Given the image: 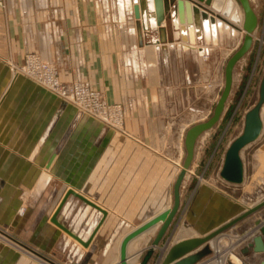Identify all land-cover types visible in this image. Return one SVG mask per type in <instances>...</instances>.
Segmentation results:
<instances>
[{"label": "crops", "instance_id": "0c3cea01", "mask_svg": "<svg viewBox=\"0 0 264 264\" xmlns=\"http://www.w3.org/2000/svg\"><path fill=\"white\" fill-rule=\"evenodd\" d=\"M102 2L13 0V6L5 18L6 37L18 63L26 52L41 51L58 65L62 80H71L80 75L100 89L108 101L121 103L125 108L128 130L149 144L105 129L85 116L76 119L75 108L69 103L27 77L12 74L9 65L0 60V225H14L16 230L20 229L21 222L24 223L25 218L31 215L28 208L20 218L17 217L15 210L20 198L29 203L40 199L43 207H46L45 187L51 178L47 171L52 169L53 173L59 171L62 174L63 168H68L77 172L83 168L80 162L84 160L85 184L99 185V201L85 196L84 191L69 183L71 187L61 192L54 208L45 212L42 220L47 224L45 228L41 230L42 223H38L37 230L44 232L52 227L56 231L53 238H48V243L41 241L43 245L54 247L56 252L65 253L66 257L73 256L76 262L85 256L94 240L89 247L82 248L50 221L65 191L72 188L107 211L96 236L110 217L118 220L110 237L101 241L100 252V256L105 258L102 264H116L114 257L117 246L113 244L109 248V239L114 230L120 224H129V218L133 216H139L137 222L132 224L136 226L169 207L177 170L175 172V165L164 158V147L158 145L157 141L153 142L152 137V122L160 120L161 113L167 111L165 93L159 86V82L165 79L162 72L165 52L158 54L159 59L157 53L154 55L158 69L156 81L142 76L116 32L104 27ZM225 19L231 22L229 17ZM43 34L50 39L46 44L41 40ZM136 57H139L137 53ZM73 120L75 125L72 127L70 124ZM219 125L204 133L203 147ZM80 137L85 140V145L79 143ZM96 137H102L98 147L94 145ZM199 152L195 153L196 162L189 169L190 176L182 182L181 196L187 181L192 178L182 218L165 244L155 249V254L161 255H154L148 264H158L167 248L176 241L207 233L243 210V205L221 193L216 183H197L195 172L200 168ZM52 153L56 154L55 158L46 168ZM220 159L221 165L222 157ZM44 173L48 176L43 179ZM40 184L41 188L38 189ZM75 201L83 205L82 212H75ZM99 215L84 201L71 195L60 210L58 220L79 235L83 234L84 238L85 231L89 230L88 224L96 222ZM250 220L251 217L239 225L243 226ZM180 227L188 233L177 236ZM156 231L157 228L154 233H146L128 246L129 262L135 263L141 259ZM2 250L0 264H35L6 247Z\"/></svg>", "mask_w": 264, "mask_h": 264}, {"label": "built area", "instance_id": "2783aa9c", "mask_svg": "<svg viewBox=\"0 0 264 264\" xmlns=\"http://www.w3.org/2000/svg\"><path fill=\"white\" fill-rule=\"evenodd\" d=\"M126 1L128 0H103L101 4L102 22L105 28L110 31L114 30V32H117L118 37L128 49L133 61L137 64L138 72H140L142 76H148L149 74V64L147 57L149 47L152 48L153 51L157 53V55L161 51L165 52V56L163 58L164 66L162 68L164 70V74L169 73V65L173 60H177L179 63L177 68L179 69L180 67L182 69V77L178 83L173 84L169 81L159 82V86L165 93V98L170 102L176 101V103H179L180 112L185 113V117H183V120L176 127V157L174 155L168 156V160L174 162L175 159L178 157L182 158L183 156V137L186 129L194 123L206 120L212 114L213 107L218 100L224 85L225 64L227 59L240 46L243 39L244 30L242 25H237V27L231 25L233 31L230 35L228 34L226 38H223L220 32L217 35L212 33L211 36H206L198 31L192 36L188 34L187 36L183 37L181 34L179 35V28L177 24H175V19L179 12L177 3L179 0H167L168 9L165 19L160 24L153 27L150 25V27L148 26L149 21L147 20L149 17L147 19L145 17L146 13L151 14L154 12L153 0H146V5L144 9L141 10L143 13L142 16L139 6L138 17H136L134 14V5H139V1L133 0L132 4L128 7L124 6ZM180 1L189 2V5H191L193 9L196 8L197 13L199 12L201 16L206 17L211 15L212 17L213 15L222 20L223 23H230L220 15L213 13L212 9L210 8V3L207 4L206 0ZM234 2L236 4L238 3L237 0L231 1L233 4ZM250 3L255 10V7L258 6L257 0H250ZM12 6L13 0H0V7L4 8L5 11L9 12ZM162 27L165 29L164 40H161L160 35V28ZM41 40L44 44H46L50 39L47 34H43L41 36ZM136 53L139 55V57H136ZM259 55V52H257L250 71L249 79L246 81V85H248L250 81ZM159 58L160 56L158 55L157 59ZM189 62L196 65V70H193L192 72L189 71L186 65ZM245 68L246 60L244 55L235 64L233 72V85L227 102L230 101L233 88H236L240 85V82L243 79ZM16 70L22 72L27 77L34 79L43 87L50 90L53 94L76 105L79 109L77 114L78 117L85 116L87 119L99 124L105 129L118 132L127 138L142 143V140H140L139 137L128 130L125 123V108L121 103L107 101L99 89L93 87L88 80L83 79L80 75H76L74 80L71 82L67 83L62 81L59 77V72L56 65L50 58H48L45 53L41 51L27 52L24 55L23 63L16 67ZM241 99L242 97L238 99L235 108L233 109V112L226 124L227 127L229 126ZM195 102H203L204 106H197L195 105ZM165 153L167 154V151ZM221 165L216 171L218 185H232L234 187H238L239 184L228 183L219 176ZM200 179L205 181L203 178H201V176H197V181ZM262 196L263 195L260 193V190L257 189V194L255 196L247 195L242 197L241 199H244L246 203L243 205V207L247 209L246 205L253 206V203ZM77 204L78 202L75 201V208ZM83 209V205H80L76 212H82ZM22 210L23 208H21L20 211ZM258 212H262V210L255 212L249 217L253 215L255 217L259 216L260 214L257 215ZM260 217L263 218L264 215H261ZM251 223L246 225L248 228L245 229L246 232L245 230H243L244 232L239 230L240 232L238 234L243 233L245 237L241 239L240 242L236 243L230 250L231 254H233L238 259L237 264H260L262 261H264V251H254L252 247L249 246V244L252 243L253 238L260 234V228L264 224H259L258 221L256 223L255 221ZM229 232H232V230L226 229L220 233V235H223L220 237V239L228 237L225 234ZM232 233V235L237 234L235 231ZM236 237L238 239L240 238L238 235ZM244 248H248L247 252H243ZM214 258L215 253L213 248L210 246V253L196 264H211ZM228 259L229 260L226 264H230L229 261L231 259L229 257ZM67 261L72 263L75 261V259L74 257L69 258L68 256ZM44 264L46 263L44 262Z\"/></svg>", "mask_w": 264, "mask_h": 264}, {"label": "rangeland", "instance_id": "374dc122", "mask_svg": "<svg viewBox=\"0 0 264 264\" xmlns=\"http://www.w3.org/2000/svg\"><path fill=\"white\" fill-rule=\"evenodd\" d=\"M257 4L258 6L255 7V12L258 16V27L253 34L254 36L253 44L250 50L245 54L246 68L244 70L243 79L238 87L233 88V92L230 96L231 97L230 101L227 102V107L222 115L221 120L217 124L220 125L215 130V132L212 133L211 137L209 138V142L207 144L205 143V147H203L204 146V144H202V139L204 137L203 134L199 138L198 143L196 144L197 146L196 154H198V152L200 151L199 152L200 168L195 173L197 174V176L199 177L201 176V178L205 180L203 181L200 179L197 183H211V185L216 183L215 186L219 190L223 191L228 196H231L230 198L236 201L240 200L245 195L255 196L257 194L258 186H263V189H260V193L264 196V105L262 108L263 129H262L261 137L257 141H254L251 144L247 145L241 151L244 168H245L244 180L240 184L241 186L234 187L232 185H223V186L218 185L217 183L218 181L216 177V171L218 170V167L220 165L219 162L221 160L220 158L222 157V154H224L225 149L227 148L229 142L241 132L243 127L244 113L254 104L255 100L257 99L259 81L262 76V72L264 70V0H257ZM7 14L8 12L5 11L4 8L0 7V60L5 62L7 65H9L12 74H18L27 77L22 72L16 70V67L20 66L23 63L24 55L27 52L23 55L22 61L20 63L14 60L9 44V39L8 37H6L7 31L5 25V18L7 17ZM224 33L225 34L221 33V36L223 38H226L228 34L225 31ZM30 52H34V51H30ZM257 52H259L260 55L256 63V67L253 71V74L250 78V81L248 85H246L247 83L246 81L247 79H249L250 71L254 63V59ZM52 61L56 65L59 72L58 65L55 63L54 60ZM186 65L189 71L192 72L193 70H196V65L194 63L189 62ZM169 66H170L169 73L167 74L163 73V76L165 78L164 80L165 82L169 81L170 83L176 84L180 81L182 77L181 76L182 69L180 67L179 69L177 68L179 66L177 60H173ZM163 71L164 70L162 69V72ZM27 78L38 83L37 81H35L30 77ZM74 78L75 76L71 80H62L61 78L60 79L68 83L73 81ZM39 85L42 86L41 84ZM102 94L104 95L103 92ZM240 97H242L240 104L236 109L233 118L230 121L229 126L227 127L226 124ZM62 100L69 103L73 108H75V115H76L75 118L76 119L79 118L77 116L79 112L77 106L68 100H64V99ZM167 101L169 100L165 98L167 111L164 114L161 113L160 120H158L157 122L156 121L152 122V134H153L152 137H153V142L157 141L158 145L163 146L165 152L167 151V154L164 153L163 156H165L164 158L168 159V156H171L172 154L176 157V150H175V146L177 145L176 127L183 120V117H185L184 116L185 113L180 112L179 103H176V101H172V102L170 101L167 102ZM195 105L204 106V103L195 102ZM72 125L73 126L75 125L74 120L71 122L70 126ZM140 140H142V143L149 144L148 141L146 142L142 138H140ZM101 141H102V137H98V138L96 137L94 140L95 147L101 145ZM79 143L85 145V140L82 137H80ZM183 157H184V149H183L182 158H177V160L180 162V166L182 165ZM195 159L193 161V164L194 162H196ZM80 164L82 165L83 168L82 169L79 168L77 172L76 171L73 172L68 168H63L62 174H60L59 171L53 173L52 169L50 171H47V173L50 174L51 178L49 180V183L45 187L46 200H44V203L47 205L46 207H43L42 203L40 202V199L29 203L27 200L25 201V199L20 198V204L17 210H15L17 213V217L20 218V216L23 215L25 210L28 208L31 209V213H30L31 215L28 216V218H25L24 223L23 222H21V224L19 223L22 227L19 226L20 229L18 230H16V227L14 225L13 226L0 225V229L5 233L4 235L6 236V238L11 240L12 242H15L14 244L0 237V250H2L3 247H6L12 250L13 252H15L18 256L20 257L24 256L25 258H27L31 262H34L35 264H44V263L37 260L36 261L33 260L30 256L25 254L24 251H22L15 245L22 246L25 249H28L29 247L37 251L39 254L43 255L44 256L42 257L43 261H47L46 259H49L54 261L55 264H96V263L102 264L105 258L103 256H100L101 246H102L101 243L105 241V239L110 237L113 229L116 227L115 223L116 221H118L116 220V218H112V217L109 218L108 222L104 225V227L101 229L99 234L94 239L91 247L88 249L85 256L82 257V259L79 262L74 261L72 263H69L67 261L68 257L65 256V253L60 254L56 252L54 247L52 246L49 247L48 244L46 245L42 244L43 240H45L48 243V238L49 239L53 238L54 235H56V231L52 227H49V229L48 228L45 229L44 232L41 231L47 225L45 224V222H42L43 216L45 212H49L51 209L54 208V206L57 203L56 202L57 198L59 197L61 192H63L65 188L71 187L69 183H72L73 186L84 191L83 194H86L85 196L89 198L94 197L93 200L99 201L98 199L101 193L99 185L95 184V185L86 186L85 176H84L85 161L83 160L82 162H80ZM179 169L180 167L178 168L177 165H175V172L177 170L178 173ZM76 176L77 179H75ZM188 176H190V174L186 175V177ZM190 184H192V178H190V180L187 181V185L185 186V188H183V194L181 196L182 201L178 214L176 216L175 221L173 222L174 224L171 226L168 233L166 234L164 241H166L169 234L178 224L177 221H180L182 218V215L184 213L185 203L189 194V190L191 188ZM80 205L81 203L76 205L75 212L77 211L78 207H80ZM21 208H23L22 210L23 212L20 211ZM129 219H130L129 224L132 225L137 222L139 216H133ZM245 220H247V218H244V221ZM175 222H177V224ZM38 223L39 224L42 223L40 227L41 232H38L37 230L39 228ZM238 223H242V221ZM247 224H250V222L246 223V225ZM132 243L133 242H131L129 245L131 246ZM157 254L158 253H156L155 255ZM117 255L118 254H116V256L114 257V260L117 259ZM229 262L230 264L238 263L236 260H232V259Z\"/></svg>", "mask_w": 264, "mask_h": 264}, {"label": "water", "instance_id": "95a60500", "mask_svg": "<svg viewBox=\"0 0 264 264\" xmlns=\"http://www.w3.org/2000/svg\"><path fill=\"white\" fill-rule=\"evenodd\" d=\"M242 12H243V22L242 28L244 30V35L242 42L238 49L233 52V54L227 59L224 68V85L218 100L216 101L212 114L204 121L194 123L190 125L183 137V148L184 157L182 161V166L178 173L176 174L173 191H172V204L157 212L147 219L143 220L137 224L134 228L128 231L121 239L119 244V259L117 264H148L149 261L155 255V249L161 248L166 241H164L166 234L168 233L173 222L176 219L180 205H181V186L186 174L191 168L195 153H196V143L198 139L206 132L211 130L215 125L219 123L222 115L226 108V103L228 97L231 93L233 85V72L236 62L244 56L251 48L254 40V32L258 27V16L253 9L250 0H237ZM154 12L149 14V20L152 24H160L164 19L168 9L167 0H153ZM178 10L181 11L183 5L189 6V2L178 1ZM206 3H210V0H206ZM139 6L143 10L145 6L144 0H139V5H134V14L136 17L139 16ZM197 11V9H194ZM161 40L165 39V29L160 28ZM264 105V71L259 81L257 99L254 104L244 113L243 127L241 132L236 135L227 145L225 149L223 161L221 168L219 170V176L231 184H241L244 180V163L241 155V151L252 142L256 141L263 128V118H262V108ZM55 153H52L49 160L46 163V168H49L53 159L55 158ZM70 194L78 195L82 200L87 201V199L80 194H76L72 188H68L59 203L55 207L50 221L57 227L65 232H69L68 228L61 223L57 216L63 207L66 199ZM97 207V206H96ZM262 210L264 214V199L257 202L253 206L248 207L243 210L230 220L224 222L223 224L217 226L216 228L204 233L202 235L190 236L182 238L175 243L171 244L165 251L163 257L160 259L158 264H196L202 258L210 253V247L208 242L219 235L221 232L235 225L237 222L244 218L249 217L255 212ZM104 214L106 213L103 211ZM178 222V221H177ZM177 222H175L177 224ZM160 223L150 245L145 250V253L141 259L135 263L128 261L129 256L127 255V245L130 240L145 232L154 225ZM175 224V225H176ZM175 228V227H174ZM84 246L88 245V242L83 243ZM254 251H264V225L260 228V234L256 235L252 243L249 244ZM196 249V250H195ZM248 248H244L243 252H247ZM161 253L157 254L159 257ZM260 264H264L262 261Z\"/></svg>", "mask_w": 264, "mask_h": 264}, {"label": "bare ground", "instance_id": "6f19581e", "mask_svg": "<svg viewBox=\"0 0 264 264\" xmlns=\"http://www.w3.org/2000/svg\"><path fill=\"white\" fill-rule=\"evenodd\" d=\"M132 1L133 0L126 1L125 2L126 7L130 6L132 4ZM231 1L232 0H211V2H210V8L212 9V12L215 13V14L220 15L224 19L226 17H229V19L231 20L230 23H227V22L223 23L222 20H220L219 18H217L216 16H213V15H212V17H211V15H208L206 17L201 16V14L199 12L197 13V11H195L191 7V5H189V6L183 5L182 8H181V11L178 12V16H176V19H175V24H177V26L179 28V30H178L179 35L181 34L183 37H185L188 34H190L192 36L197 31L201 32L202 34H204L206 36L207 35L211 36L212 33L217 35L219 32L222 33V34H225L224 31L227 32V34L230 35L231 32L233 31V28H231V25L234 26V27H237V25H242V22H243V12H242V9H241L240 5L238 3L236 4L235 2L233 4V3H231ZM144 2H145V5H146V0H144ZM235 5H237V6H235ZM140 13H141V16H142L143 13H142L141 9H140ZM148 16H149V13H146V15H145L146 19L148 18ZM147 21H149L148 22V26L149 25L152 26V27L156 26V24L155 23L152 24L149 19ZM142 28H143V26H142ZM234 33H235V30H234ZM154 55H155V51H153V49L149 47L148 48V52H147L148 64H149L148 78L152 79L153 81H156V77H157V70H156L157 66L156 65L157 64H156V58H155ZM171 162L174 165H177L178 168L179 167L181 168V166H182V165L180 166V162L177 159H175L174 162L173 161H171ZM189 171H188L187 174L190 173ZM47 176L48 175L44 173L42 178L44 179ZM41 185L42 184L38 185L37 188L40 189ZM257 188H258V190H260V189H263V186H258ZM74 192L76 194H80L81 196H83L81 193L77 192L76 190H74ZM70 195H73V194H70ZM73 196L79 198L78 195H73ZM83 197H85V196H83ZM67 199H66L65 203L67 202ZM79 199L82 200L81 198H79ZM86 199H87V201H85V200H82V201H84L87 204L88 207H90V208L96 210L97 212H99L100 215H99V218H98V220L96 222H94V223L92 222V224H90V223L88 224L89 230L85 231L86 236L84 238L82 237L83 234L79 235L78 233H76L75 231L70 229L68 226H66L64 224V222L61 221V223H63L66 226V228H68V230H69L68 233L65 232V231L64 232L66 234H68L71 238H73V240L75 242H77L79 245H81L80 247H82V248L89 247L91 242L94 240L96 234L98 233L100 227L102 226V223H103L105 217L107 216V211L101 205H99L98 203H96L95 201H93L91 199H88V198H86ZM263 199H264V196L260 197L259 199H257L253 203V205L256 204L257 202L263 200ZM238 202H240L242 205L246 204L244 199L238 200ZM64 204H63V206H64ZM246 206H247V208L250 207V205H246ZM243 210H245L244 207H243ZM103 211H105L106 213L104 214ZM261 213H263V212H261ZM261 213H260V215L258 214L259 216H256V217L254 215L251 216L250 223L254 222V221L256 223L258 221L259 224H262V223L264 224V217L263 218L260 217L261 215H264V214H261ZM57 218H58V216H57ZM241 221H244V219H242ZM241 221H239V222H241ZM158 225L160 226V223L154 225L153 227L149 228L145 232H143L140 235L136 236L135 238H133L132 240L129 241L128 245L131 242L135 241L136 239L141 238L146 233H154L156 228L159 227ZM134 227H135V225H129L128 223L120 224L119 227L114 230L111 239H109L110 240L109 241L110 242V247L109 248H111V246L113 244H114V246L115 245L117 246V254H118L117 255V262H118V259H119V244H120V241H121L122 237ZM228 229L232 230V232L233 231L237 232V234L236 235H232L233 233L229 232V233L225 234L228 237H225L224 239L223 238L220 239V237L223 236V235L219 234L218 236H216L215 238L211 239L208 242L209 247L211 246L213 248V250H214V253H215V258L213 259V262H211V264H226L228 262V260H229L228 257L230 259H232V260H236V261L238 260L233 254H231L230 250L234 247V245L236 243L240 242V240L245 237V235L243 233L242 234H238V233L241 230L243 231V230L248 229V228H247L246 224L241 226L237 222L235 225L231 226ZM245 232H246V230H245ZM183 233L186 234V233H188V231L184 230L183 227H180L177 230L176 235L177 236H181V235H183ZM4 234L5 233L0 229V237L3 238L4 240L8 241V242H11V243L15 244V242H12L11 240L7 239ZM237 235H238V237H240L239 239L236 237ZM84 242H88V245L84 246L83 245ZM75 245H76V243H75ZM128 245H127V252H128ZM15 246H17L19 249L24 251V253L30 255L32 258H34V259H36V260H38V261H40L42 263L45 262L46 264H55L54 261L49 260V259H46L47 261H43L42 257H44V256L39 254L37 251L29 248V247H28V249H29L28 250V249H25V248H23L22 246H19V245H15ZM77 248H78V246H77ZM72 257L73 256H70L69 258H72ZM130 257L131 256H129V259L131 261ZM117 262H116V264H117Z\"/></svg>", "mask_w": 264, "mask_h": 264}]
</instances>
